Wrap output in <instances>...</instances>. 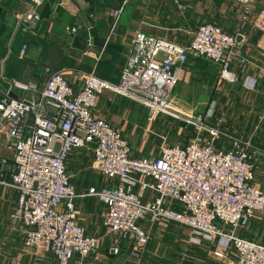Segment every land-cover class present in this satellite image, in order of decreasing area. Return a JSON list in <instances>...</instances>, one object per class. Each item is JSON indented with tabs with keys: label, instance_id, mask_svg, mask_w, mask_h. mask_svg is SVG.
Listing matches in <instances>:
<instances>
[{
	"label": "built area",
	"instance_id": "1",
	"mask_svg": "<svg viewBox=\"0 0 264 264\" xmlns=\"http://www.w3.org/2000/svg\"><path fill=\"white\" fill-rule=\"evenodd\" d=\"M44 1H26L28 9L14 16V32L35 35ZM231 1L241 7V21L260 5L252 29L263 35L264 0ZM121 12L122 7L112 13L114 21ZM89 31L80 24L65 28L68 36ZM245 45L241 31L225 34L212 24L199 26L187 47L137 31L115 84L89 73L75 92L63 70H46L40 88L1 77L0 139L10 152L9 159L0 160L9 174L8 182L1 183L18 194L10 219L22 228L23 247L52 256L56 264L94 256L99 239L87 236L75 222V202L93 198L103 207L101 227L130 243L129 256L137 264L149 239L140 223L158 220L214 243L218 260L233 251V264H264V246L238 235L255 215H264V193L252 186L255 165L246 143L232 140L228 150L217 149L220 133L195 126L193 141L162 146L155 158L135 159L119 132L91 114L105 91L142 105L151 116L165 113L178 82L177 69L190 55L214 66L220 81L237 83L233 68L248 65ZM26 50L22 45L19 59ZM242 85L248 90L246 81ZM194 122L202 124L204 117ZM81 150L92 156L93 171L105 186H90L77 195L66 170L71 154Z\"/></svg>",
	"mask_w": 264,
	"mask_h": 264
},
{
	"label": "crops",
	"instance_id": "2",
	"mask_svg": "<svg viewBox=\"0 0 264 264\" xmlns=\"http://www.w3.org/2000/svg\"><path fill=\"white\" fill-rule=\"evenodd\" d=\"M3 2L10 15L28 9L26 0H0V5ZM122 3L123 0H45L38 11L40 23L35 35H23L32 46L27 56L32 63L27 64L17 57L25 64L14 72L15 67L13 69L9 64L11 52L7 51L0 57L3 61L0 76L8 81L34 83L40 88L46 70L57 68L65 61L68 64L64 66L69 72L64 71L66 80L77 92L85 73L81 69L83 62L89 63L88 72H98L103 68L105 74L113 77L106 81L117 83L130 41L137 31L157 41L187 47L192 34L204 24L216 25L225 34L239 30L246 36L244 57L248 65L233 68L238 82L229 84L220 81L214 66L190 55L186 63L177 69L178 82L173 99L178 102L184 99L186 103L181 105L187 107L213 106L216 113L222 108L226 110L216 120L217 124L221 123L216 148L228 150L233 139L246 143L255 165L252 186L264 193V34L260 35L252 29V21L260 5L255 4L250 14L241 21L242 9L231 0H157L152 3L129 0L124 6ZM121 7L122 12L114 21L112 13ZM12 22L15 35L14 15ZM77 24L89 28V35H86L87 32L75 36L65 33V28ZM243 80L248 90L243 88ZM106 94L98 96L91 114L95 118L106 119L114 129H118L122 123L119 106L114 104L106 110L110 102ZM82 157H88L87 161L92 165V156L83 150L73 152L69 158L80 161ZM4 158L9 159L10 152L0 139V160ZM8 178L7 168L0 163V264H56L52 256L23 247L22 228L10 219L18 194L1 183L8 182ZM145 198L150 199L151 194ZM75 205L79 212L75 222L87 236L98 238L99 243L94 256L82 261L74 259L70 264H137L129 256L130 243L101 227L99 216L103 207L96 199L78 200ZM154 228L159 233L165 232L156 225ZM142 229L150 235L151 230ZM183 230L182 239L188 244L191 232ZM238 235L264 246V215H255L244 232ZM161 244L156 238L148 242L146 254L138 264H233L234 261L233 251L228 252L229 259L217 262L208 251V248L214 251L215 247H178L173 252V247ZM201 249L205 256L200 255Z\"/></svg>",
	"mask_w": 264,
	"mask_h": 264
},
{
	"label": "rangeland",
	"instance_id": "3",
	"mask_svg": "<svg viewBox=\"0 0 264 264\" xmlns=\"http://www.w3.org/2000/svg\"><path fill=\"white\" fill-rule=\"evenodd\" d=\"M23 12L13 13L12 16L13 15L15 16ZM12 28H13L12 25L4 27L2 20L0 19V57H2L3 54L6 53L7 51L11 52V60L9 61V64L13 69L15 67L14 72H17L19 70V66L21 67L23 64H25V62L17 60V57L19 58L18 56L19 49L21 48L22 45H24V42H28V41H25L26 39L25 37H23L24 34L20 33V31L17 32L15 35H13ZM25 56L26 54L24 55V57ZM20 60H24V58ZM2 62L0 61V64H2ZM64 64L66 65L68 64V62L64 61L57 68H60L61 70L68 72ZM88 67H89L88 62L82 63L81 69L84 70L85 72L83 74L90 73L87 71ZM49 70L54 72L56 70V67L50 68ZM100 71L104 73L103 68H101L98 72H93V73L99 79L104 80L99 75ZM1 77L4 78L3 76H0V78ZM106 78L112 79L113 77L106 75ZM176 87L177 84L169 94L168 109L165 111V113L154 114V116H151L152 114L149 111H147V109H145L142 105L124 99L120 96L114 95L112 93L111 95L109 94L110 92L105 91V93H107L106 97L110 98V102L107 104L106 110L107 109L109 110L110 107H112L114 104L119 106V114L122 118V123L120 128L116 130L119 132L122 138L128 143L130 148L131 158H135V159L155 158L157 157L159 153V149L162 146L172 147L176 145L181 146L187 144L194 140L195 126L199 128L204 127L206 130L209 129L217 130L218 133H220L218 126L221 123L217 124L216 120H219L222 113H224L226 110L222 108L219 109V113L218 112L216 113V109H214L213 106L210 107L206 106L204 108L183 106L181 104L186 103L184 99L182 100V102H178L175 99H173V91ZM185 93L186 92L184 91V94ZM199 117H204V122H202V124L200 123L198 124L194 122ZM202 136L204 138L205 137L207 138L206 134L204 133L202 134ZM219 138L220 137H218V139ZM87 160L88 157H82L80 161H75L69 158L67 164L66 172L71 179L72 186L77 195H79V193L83 194L92 184L93 186H97L98 188L105 186V181L99 178L94 173L92 165L89 164ZM141 224H142L141 225L142 228L149 231L151 230L150 235L148 234L150 239V240L148 239V242H151L152 240H154V238H156L158 239L160 244L163 242L164 247H173L172 249L173 252L176 251L178 247H214V243L203 241L199 239V237L194 236L193 234L188 235L191 241H188V244H186L187 242L182 239L183 237L181 235L182 232L184 231L183 229L185 228H182L174 223L158 220L153 225H150L147 221H143ZM155 225L156 227L163 229L165 232L164 233L157 232L156 230L157 228L156 229L154 228ZM240 232H244V230ZM206 250L207 249L205 248L204 251L207 254ZM204 251L203 249H201L200 255L205 256ZM208 251L210 252V256L213 257V249L208 248ZM145 252H146V248L141 259H143V257L145 256L146 254ZM214 259L217 262L225 261V260H218L216 258Z\"/></svg>",
	"mask_w": 264,
	"mask_h": 264
},
{
	"label": "trees",
	"instance_id": "4",
	"mask_svg": "<svg viewBox=\"0 0 264 264\" xmlns=\"http://www.w3.org/2000/svg\"><path fill=\"white\" fill-rule=\"evenodd\" d=\"M27 1V0H26ZM4 6V2L2 3V5H0V19L2 20V23H3V26L4 27H6V26H11L12 25V15H9V13L10 12H8V11H6L4 8L5 7H3ZM26 46H27V50H26V56L25 57H23L24 58V61L27 63V64H30V63H32V60L29 58V57H27V56H29V53H30V50H31V48H32V46H31V44H30V42H27L26 43ZM23 61V62H24ZM59 70H61L60 68H56V70L55 71H59ZM99 75H100V77H102L104 80H106L107 78H106V75L107 74H105V73H103L102 71H100L99 72ZM103 76H105V77H103ZM107 76H109V75H107ZM98 78V77H97ZM106 78V79H105ZM185 145V144H184Z\"/></svg>",
	"mask_w": 264,
	"mask_h": 264
}]
</instances>
